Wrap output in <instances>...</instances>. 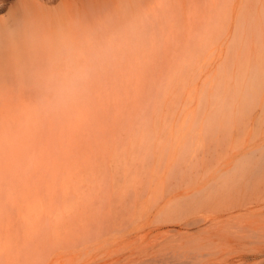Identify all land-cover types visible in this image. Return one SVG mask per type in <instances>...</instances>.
Wrapping results in <instances>:
<instances>
[{"label": "rangeland", "instance_id": "1", "mask_svg": "<svg viewBox=\"0 0 264 264\" xmlns=\"http://www.w3.org/2000/svg\"><path fill=\"white\" fill-rule=\"evenodd\" d=\"M0 40V264H264V0H3Z\"/></svg>", "mask_w": 264, "mask_h": 264}, {"label": "clouds", "instance_id": "2", "mask_svg": "<svg viewBox=\"0 0 264 264\" xmlns=\"http://www.w3.org/2000/svg\"><path fill=\"white\" fill-rule=\"evenodd\" d=\"M63 55V67L53 73L47 93L41 99V104L51 110L75 103L86 90L94 72L90 64L79 62L71 49H66Z\"/></svg>", "mask_w": 264, "mask_h": 264}, {"label": "bare ground", "instance_id": "3", "mask_svg": "<svg viewBox=\"0 0 264 264\" xmlns=\"http://www.w3.org/2000/svg\"><path fill=\"white\" fill-rule=\"evenodd\" d=\"M1 1H3V0H0V3H1ZM240 1V0H239ZM118 2H120V1H118ZM240 4V3H239ZM108 6H109V9L111 10V12H112V15L114 14V15H117V13H118V10H117V8H115V9H113L112 8V6H113V2H111V3H109L108 4ZM118 9H119V6H118ZM111 16V21L112 22H115V23H124V21L126 22V21H137V20H142L141 18H133V19H127V20H125L124 18L123 19H121V17L119 18V17H115V16ZM231 17V16H230ZM7 34H8V32H7ZM5 35V34H4ZM3 35V36H4ZM6 36V35H5ZM10 40H11V38H9ZM12 42V41H11ZM1 40H0V46H1ZM62 47H63V49L62 50H66V49H71V45H70V43H68V44H63L62 45ZM22 49V48H21ZM72 49H73V47H72ZM71 49V50H72ZM20 51V50H19ZM17 52V51H16ZM16 52H14L15 53V55L17 54ZM65 52V51H64ZM63 54V53H62ZM191 262V261H190ZM175 263V262H174ZM188 263V262H187ZM184 264V263H183ZM186 264V263H185Z\"/></svg>", "mask_w": 264, "mask_h": 264}]
</instances>
